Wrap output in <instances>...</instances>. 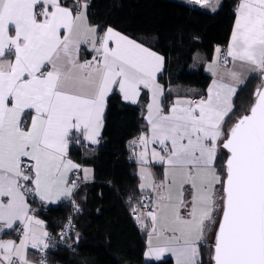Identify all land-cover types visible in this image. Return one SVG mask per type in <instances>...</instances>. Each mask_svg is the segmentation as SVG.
<instances>
[{"label":"snow or ice","instance_id":"1","mask_svg":"<svg viewBox=\"0 0 264 264\" xmlns=\"http://www.w3.org/2000/svg\"><path fill=\"white\" fill-rule=\"evenodd\" d=\"M88 6L74 12L62 0H0V223L23 224L18 244L0 241V264H31L29 246L49 248L29 196L70 199L77 184L68 174L80 167L68 159L73 136L97 144L110 95L136 103L142 89L150 93V136L139 137V188L154 196L142 197L151 210L136 216L151 223L146 255L167 253L175 264H264V86L225 127L244 74L264 77V0H239L227 53L221 58L217 47L209 65L216 78L206 96L177 97L167 111L157 80L164 57L111 27L99 35ZM82 44L91 45V60L81 62ZM229 58L233 66L222 67ZM149 143L160 146L150 157ZM152 161L164 165L159 182Z\"/></svg>","mask_w":264,"mask_h":264},{"label":"trees","instance_id":"2","mask_svg":"<svg viewBox=\"0 0 264 264\" xmlns=\"http://www.w3.org/2000/svg\"><path fill=\"white\" fill-rule=\"evenodd\" d=\"M85 2L90 21L101 32L115 28L165 56L160 79L168 88L165 99L169 101L180 95H206L213 76L205 61L214 58L217 47L227 49L229 22L235 17L239 0H221L216 11L192 0H62L75 9V5ZM197 52L204 55L198 64ZM262 83V75L252 74L240 87L225 127L246 113L253 103L254 91ZM188 88L198 92L188 93ZM149 98V92L144 90L136 104L124 101L118 91L113 92L108 99L101 144L90 149L85 144L72 143L70 155L82 165L92 166L94 177L82 179L73 193L81 205L73 244L52 251L48 264H149L146 227L131 212L133 206L146 204L142 197L151 195L154 199L152 193L139 188L133 145L136 137L147 130L145 107ZM163 166L154 164L158 176ZM70 200L47 209L39 207L49 232L65 224L72 211ZM40 256L39 252L41 264Z\"/></svg>","mask_w":264,"mask_h":264},{"label":"crops","instance_id":"3","mask_svg":"<svg viewBox=\"0 0 264 264\" xmlns=\"http://www.w3.org/2000/svg\"><path fill=\"white\" fill-rule=\"evenodd\" d=\"M86 3V2H85ZM85 3H83V4H85ZM66 7H70V8H73V7H71V6H67V5H65ZM77 9H75V8H73V11L75 12ZM87 17H88V23L91 25V26H96L97 28H98V26L97 25H95V24H93L91 21H90V19H89V15H88V10H87ZM230 27H231V31H230V39H231V33H232V30H233V27H234V23H235V17H234V19H232L230 22ZM112 28V27H111ZM113 29H115V28H113ZM170 29H173V28H170ZM116 31H118V32H120L121 34H123V35H125V36H127V37H129L130 39H133V40H136V39H134V38H132V37H130V36H128V35H126L125 33H123V32H121V31H119V30H117V29H115ZM104 32V31H103ZM103 32H101L100 30H99V28H98V34L99 35H102L103 34ZM230 39H229V42H230ZM138 43H141V42H139L138 40H136ZM143 44V43H142ZM229 44V43H228ZM144 46H146V47H149V46H147V45H145L144 44ZM149 48H151V47H149ZM152 49V48H151ZM153 51H155V52H157L159 55H161V56H163L164 57V65H163V69H162V71L160 72V73H158L157 74V80H158V82L161 84V85H163L164 86V83L162 82V80L160 79L161 78V75L163 74V72H164V69H165V66H166V58H165V56L163 55V54H161L160 52H158V51H156V50H154V49H152ZM95 55V53L92 51V49H91V45L90 44H82L81 46H80V50H79V58H80V60H81V62H83V61H86V60H91L92 59V57ZM219 56H220V54H219ZM215 58H216V56H214ZM215 58H213V59H211V60H208V61H205V63H206V68H207V70L209 71V65L210 64H212L213 63V61L215 60ZM233 66V64H232V61L230 60V62L227 64V65H222V67H227V68H231ZM211 72V71H210ZM257 72L258 71H256V72H246L245 74H244V77H243V83H241L240 85H239V87H238V90L240 89V87L246 82V80L252 75V74H257ZM212 73V72H211ZM212 76H213V74H212ZM216 77H212V80H211V82H210V85H211V83H212V81H213V79H215ZM209 85V86H210ZM167 90H168V88H166L165 86H164V107H165V111H167V109H168V107L170 106V104H171V102L172 101H174V100H169V101H166V93H167ZM144 91V89H142V91H141V95H142V92ZM238 92V91H237ZM237 94V93H236ZM141 95L139 96V98H138V100H137V102H136V104L137 103H140V98H141ZM149 95H150V93H149ZM191 100L194 98V95L193 96H189V95H187ZM203 96H206V95H203ZM236 96V95H235ZM235 96H234V99H235ZM200 98V97H199ZM199 100V99H198ZM197 100V101H198ZM193 101V100H192ZM197 101H195V102H197ZM194 101H193V103H195ZM233 103H234V100H233ZM107 108H108V102H107V107H106V110H105V113H104V117H103V127H102V129H101V131H100V136H99V138H98V143L97 144H94V146H98V145H100L101 144V142H102V135H103V130H104V124H105V117H106V112H107ZM145 114H146V116H147V104H146V107H145ZM230 115V114H229ZM227 119H228V117H226V121H227ZM225 124H226V122H225ZM148 129H149V125L147 126V130L146 131H144V132H142L138 137H136V139L134 140V141H136V143L134 144L133 143V145H134V147H135V149H134V153L136 154V158H137V160H138V156H139V153L141 152V151H139V149H138V144H139V137L141 136V135H146V136H150V133H149V131H148ZM78 139V137L76 136V135H74L73 136V142H75L76 140ZM82 140V139H81ZM83 141V140H82ZM73 142H71L70 143V145H69V150H68V159H71L75 164H77V165H79L80 167H79V169L81 170V178L84 180L85 179V176L87 175V179H85V180H90V179H92L93 177H94V169H93V167L92 166H89V165H82L81 163H79V162H77L75 159H73V157L70 155V148H71V145H72V143ZM87 144H90V145H93V144H91V143H87ZM150 144V143H149ZM142 147H143V149H144V146L143 145H141ZM150 147V149L148 150L149 151V157L151 156V149H152V147L151 146H149ZM157 148H159L160 149V146L159 145H157L156 146ZM143 149H141L142 151H143ZM154 164H160V163H158V162H155V161H152L148 166H149V168H150V170H151V172L153 173V176H154V178L156 179V181L157 182H159L160 180H162L163 179V172H164V166H163V172H162V175L161 176H158V172L156 171V169H155V167H154ZM140 168H141V165H140V163L138 162V173H139V175H140ZM85 169H87V170H89L87 173H85ZM71 173H72V171L68 174V180H69V185H71ZM140 183H141V179H140ZM144 192H150L151 193V191L150 190H144ZM153 195V194H152ZM73 197V196H72ZM71 197V198H72ZM70 198V199H71ZM66 200H69V198H63V199H61L59 202H56V203H60V202H63V201H66ZM29 205H30V207H31V209H32V212L30 213V215H34L35 216V218L36 219H39V220H41V221H43L44 222V224H43V229L45 230V231H47V232H49V229H48V227H47V224L45 223V221L42 219V217H40V215H39V207H34V205L32 204V202L29 200ZM20 225H23V224H21L19 221H17V222H15L14 223V225H13V227L12 228H7V227H5L2 223H0V241H8V240H12V241H15L17 244L19 243V240L21 239V238H19L18 237V235H16L15 234V231L17 230V228L20 226ZM143 225H145V224H143ZM145 227H146V225H145ZM147 230V241H148V232L151 230V223H150V221H149V223H148V229H146ZM154 243H155V240H154ZM39 252H41L40 250H38V249H33L31 246H29L28 247V249H27V251H26V256H27V259L31 262V264H40L39 263V261H38V258H37V256H38V253ZM147 252H148V249H147ZM147 260H148V263L149 264H175V259H174V257H172L170 254H164L160 259H157L155 256H147Z\"/></svg>","mask_w":264,"mask_h":264},{"label":"built area","instance_id":"4","mask_svg":"<svg viewBox=\"0 0 264 264\" xmlns=\"http://www.w3.org/2000/svg\"><path fill=\"white\" fill-rule=\"evenodd\" d=\"M192 1H195V0H192ZM211 0H201V2L199 4H203V5H207V4H210ZM227 53V49H222V51L220 52V56L221 58H223ZM231 58H229V62H230ZM199 99V97H194L192 100L195 102ZM82 143V142H80ZM86 145H89V144H86ZM81 170L80 169H74L72 170V173H71V182L72 181H75L77 185H79L81 183ZM148 197L152 198L153 197L151 195H148ZM29 200L32 202V204L34 205V207H44V208H48L50 206H58V203L56 204H53V203H48V202H41L39 200V198H35L33 196H29ZM71 204H72V201H75L76 205H78V208L80 210V205L78 203V201L76 199H74L73 197L71 198ZM150 201L149 200H146L145 203L143 205V207H141L140 204H138V208H139V212L137 213H132V215L134 217L138 216L141 212V210H145V211H150L151 208L149 207H145V205H147ZM79 210L77 211L75 208H72V211L70 213L69 216H72L73 217V220H72V224H73V227L71 228L70 231H65V228H64V225L66 224L67 222V217L66 218V221H65V224L59 228L57 231H50L49 232V237H48V240H47V243L49 244V248L45 251H43L41 253V260L42 258L44 260H46V264L49 263V259H50V255H51V252L52 251H56L60 248V246H63L64 244L65 245H72L73 244V236L75 234L78 233V221L76 219V215L78 214ZM23 225H20L17 230L15 231V234L18 235L19 238H22L23 236Z\"/></svg>","mask_w":264,"mask_h":264},{"label":"rangeland","instance_id":"5","mask_svg":"<svg viewBox=\"0 0 264 264\" xmlns=\"http://www.w3.org/2000/svg\"><path fill=\"white\" fill-rule=\"evenodd\" d=\"M220 3H221V0H211V2H210V4H208L207 6H206V8L208 9V10H211V11H216L218 8H219V6H220ZM214 9V10H213ZM215 56H217V53H215ZM195 57H196V60H195V62H196V64H198V63H200V62H202L203 60H204V55H203V53H201V52H197L196 53V55H195ZM215 58V57H214ZM257 74H260V75H262L261 74V72H257ZM196 89L195 88H188L187 90H186V92H190V93H196V92H198V91H195ZM167 94V93H166ZM166 96V95H165ZM202 96V95H201ZM201 96H199V97H201ZM177 97H184V98H189L187 95H180V96H176L175 98H177ZM234 121L235 120H233L232 121V123H234ZM231 123V124H232ZM81 142H82V144H87L86 142H84V141H82L81 140ZM149 146H151L152 148H156L157 149V151H159V148H157L156 146H157V144H152V143H150V144H148V150L150 149V147ZM86 147H88V148H90V149H94L96 146H94V145H86ZM138 149H139V151H142L141 149H143V147L140 145V144H138ZM144 150V149H143ZM83 181V180H82ZM72 183V182H71ZM78 203H79V201H78ZM53 204H56V203H53ZM79 205H80V203H79ZM71 206V208H74L73 207V204H71L70 205ZM80 209H81V205H80ZM80 211V210H79ZM136 218V217H135ZM142 220H143V224H145L146 225V229H148V223H149V220H146V219H143L142 218ZM49 233V232H48ZM40 253H42V252H40ZM40 258H41V256H40ZM39 262H40V259H39Z\"/></svg>","mask_w":264,"mask_h":264},{"label":"water","instance_id":"6","mask_svg":"<svg viewBox=\"0 0 264 264\" xmlns=\"http://www.w3.org/2000/svg\"><path fill=\"white\" fill-rule=\"evenodd\" d=\"M261 86H264V77H263V83H262V85H261ZM261 86H260V87H261ZM245 114H246V113H245ZM234 122H235V121H234Z\"/></svg>","mask_w":264,"mask_h":264}]
</instances>
